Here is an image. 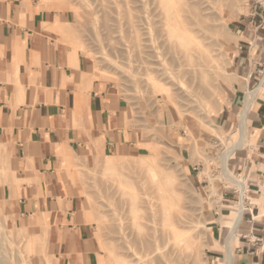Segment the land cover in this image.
<instances>
[{"label":"rangeland","instance_id":"rangeland-1","mask_svg":"<svg viewBox=\"0 0 264 264\" xmlns=\"http://www.w3.org/2000/svg\"><path fill=\"white\" fill-rule=\"evenodd\" d=\"M54 1L74 50L107 74L127 103L124 128L132 134L119 156L84 158L78 168L77 206L92 246L87 262L225 264L240 191L221 173V158L238 140L236 114L227 120L222 111L233 79L234 26L248 0ZM191 5L205 22L193 14L188 20L197 26L183 22L201 45L185 51L172 35L171 13L187 16ZM245 144L229 162L240 179L233 156ZM12 177L2 156L0 199ZM6 210L0 200V264H67L50 224L42 217L17 224Z\"/></svg>","mask_w":264,"mask_h":264},{"label":"crops","instance_id":"crops-1","mask_svg":"<svg viewBox=\"0 0 264 264\" xmlns=\"http://www.w3.org/2000/svg\"><path fill=\"white\" fill-rule=\"evenodd\" d=\"M246 6L234 26L233 79L222 111L227 120L236 114L234 133L245 94L264 70V14L251 0ZM65 23L54 0H0V158L13 174L0 200L17 224L42 217L67 264H79L92 246L77 206L78 168L94 156H119L132 134L124 128L127 103L74 50ZM247 130L248 142L233 156L245 187L233 264H264V88Z\"/></svg>","mask_w":264,"mask_h":264},{"label":"bare ground","instance_id":"bare-ground-1","mask_svg":"<svg viewBox=\"0 0 264 264\" xmlns=\"http://www.w3.org/2000/svg\"><path fill=\"white\" fill-rule=\"evenodd\" d=\"M189 10L190 11L188 12L187 16L181 14V12H178V10L175 11L174 9H173V12L171 13V16L173 18V22L175 24V30H174V33L172 35H174L176 38H179V40L177 41L176 44L180 47H184L185 51L188 50V48L190 47V44L192 42L197 41V37L194 36L195 30H193L192 28L191 29L187 28L186 24H188L190 26H197L199 24V21L201 24L203 22H205V18L203 16L200 17V15H202V14H198V12L196 11V10H198V7H196V5H191L189 7ZM192 14L195 17H200V20L197 22H190L188 20V18ZM183 22H185L186 24H183ZM196 44H197V47H199V46L201 47L199 41H197ZM261 78L262 79H261L259 85L255 89H253L252 91H248L245 94L244 105H243L242 110H240L241 112H240L239 117H238V126H237V128H238V140L232 147H229L227 149L226 153L224 154V156L221 158V161H220V166L222 169L221 173H222L223 177H225L226 179H228L229 181L234 183L240 191L239 199H238V202L236 205L237 208H236L235 214L232 217L230 230H229V233H228L226 240H225V247H226V254H225L226 263L225 264H232L233 263V253L231 250V244H232V241L234 239L235 233L237 232V229L240 225V222L242 220L243 210H244L243 199L245 196V194H244L245 193L244 183H243L242 179L235 177L234 174L230 171V163L229 162H230L231 156L233 155V152L237 148H239L241 145L245 144L247 141V138H248L247 113L249 111L251 103L254 101V99L257 95V92L264 87V75ZM166 182L168 183V181H166ZM157 188H158V192L162 191L164 189L163 183L159 182L157 184ZM173 192H174V190H173ZM160 199L162 201L161 206L163 207V213H164L166 210L165 202L163 201V198H160ZM172 227L175 229L174 225H172Z\"/></svg>","mask_w":264,"mask_h":264},{"label":"built area","instance_id":"built-area-1","mask_svg":"<svg viewBox=\"0 0 264 264\" xmlns=\"http://www.w3.org/2000/svg\"><path fill=\"white\" fill-rule=\"evenodd\" d=\"M255 6H257L259 9L262 10L264 14V0H251ZM264 70L261 71V74H263Z\"/></svg>","mask_w":264,"mask_h":264}]
</instances>
